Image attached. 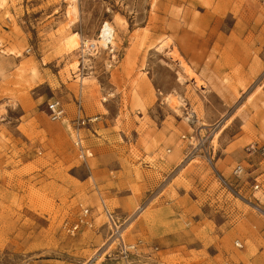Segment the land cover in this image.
Masks as SVG:
<instances>
[{"label": "rangeland", "instance_id": "1", "mask_svg": "<svg viewBox=\"0 0 264 264\" xmlns=\"http://www.w3.org/2000/svg\"><path fill=\"white\" fill-rule=\"evenodd\" d=\"M0 264H264V0H0Z\"/></svg>", "mask_w": 264, "mask_h": 264}, {"label": "built area", "instance_id": "2", "mask_svg": "<svg viewBox=\"0 0 264 264\" xmlns=\"http://www.w3.org/2000/svg\"><path fill=\"white\" fill-rule=\"evenodd\" d=\"M49 107H50V111L54 118L62 119L64 117L65 111H64L62 104L59 101L51 102L49 104ZM85 122L86 121L84 120V118H80L78 122L79 128H80V125L85 124ZM79 128H77L78 131H80ZM75 146L77 147V150L79 152V157L81 158L87 157V150L84 147L82 138L79 134H77V138L75 140ZM235 170L238 173L243 172L244 165L238 164L235 167ZM102 209H103L102 212L106 218V223L109 226V233H110L109 239L111 240V242H118L121 255L126 260L128 259V256L133 251L136 250V248L138 247V244L137 243L132 244V243L126 242L124 238V231H125L124 222H122L121 219L113 211L109 209L106 203L102 204ZM91 213L92 212L88 207L84 208L79 219L73 224L66 223L65 228L67 229L68 232L74 234L80 231L84 225L89 226V227H94V220H93V217L91 216Z\"/></svg>", "mask_w": 264, "mask_h": 264}, {"label": "bare ground", "instance_id": "3", "mask_svg": "<svg viewBox=\"0 0 264 264\" xmlns=\"http://www.w3.org/2000/svg\"><path fill=\"white\" fill-rule=\"evenodd\" d=\"M115 27L109 22H105V24L103 25L102 29H101V34H100V40L99 43H101L103 45V47H107L108 44L114 41V34H115ZM77 34H74L69 41V47L71 48H78L80 42L78 40V38H76ZM80 39V38H79ZM87 43V42H86ZM99 43H94V46L99 45ZM88 45V43H87ZM98 47V46H97ZM189 72V70H188ZM83 79V78H82ZM82 81V80H81ZM101 251V250H100ZM99 251V252H100ZM98 252V251H97ZM96 252V253H97ZM102 255V254H101ZM96 257V256H95Z\"/></svg>", "mask_w": 264, "mask_h": 264}]
</instances>
